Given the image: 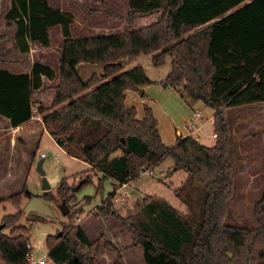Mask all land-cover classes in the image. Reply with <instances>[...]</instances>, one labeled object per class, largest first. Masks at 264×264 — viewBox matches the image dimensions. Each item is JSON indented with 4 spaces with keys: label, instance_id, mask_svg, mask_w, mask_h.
Wrapping results in <instances>:
<instances>
[{
    "label": "trees",
    "instance_id": "obj_1",
    "mask_svg": "<svg viewBox=\"0 0 264 264\" xmlns=\"http://www.w3.org/2000/svg\"><path fill=\"white\" fill-rule=\"evenodd\" d=\"M155 12H160L156 22L132 27L138 15ZM4 17L7 27L15 25V43L22 53L30 52L32 42L50 48L53 28L61 27L65 40L58 71L42 62L18 74L0 67V115L14 127L28 121L39 102L36 94L51 88L43 77L58 79L52 88L55 109L42 104L37 109L57 144L91 166L75 175L78 188L99 177L96 194L84 197L87 203L103 193L106 179L113 181V191L91 212L94 216L118 220L134 245L143 248L146 264H264V192L255 207L257 228L225 221L234 190L226 109L264 103V0H129L127 15L120 17L126 22L123 32L83 38L72 36L74 14L52 8L49 0H12ZM142 54L152 55L155 66L170 57L172 67L163 82L216 110L214 146L181 134L169 146L150 105H144L142 118L136 107L126 105L127 90L142 91L156 83L142 66L124 70L120 62ZM84 62L103 63V73L83 80L77 65ZM166 157L187 173L174 188L186 212L146 195L123 215L115 206L116 189ZM68 179H61L56 194L48 190L42 196L61 198L68 206L75 203ZM25 188L7 199L19 206ZM22 215L19 210L3 217V228H11L10 233L0 229L3 264H27L29 228L20 224ZM69 229L47 237L54 263L99 264L98 256L85 250L99 240H91L81 224L74 226V235ZM105 247L118 252L113 264H124L114 244L107 241Z\"/></svg>",
    "mask_w": 264,
    "mask_h": 264
},
{
    "label": "rangeland",
    "instance_id": "obj_2",
    "mask_svg": "<svg viewBox=\"0 0 264 264\" xmlns=\"http://www.w3.org/2000/svg\"><path fill=\"white\" fill-rule=\"evenodd\" d=\"M80 1L94 8L102 7V4L106 2V0ZM3 4L8 5L9 0H0V6ZM89 10L91 12L99 11V9ZM107 11L112 12L109 9L103 10L107 15L112 16ZM1 14L2 10L0 9V18L3 17V14ZM122 63L124 70L142 66L149 77L156 79V83L149 86L150 88L148 89L149 91L153 89L154 93L152 95H150V92L143 97L137 95L138 99L130 102L131 99L129 98V103L131 106L136 107L138 116L144 113L145 101L150 103L154 114H158L159 130L166 144L172 145L171 143H175L176 127L185 131V121L191 114V107L196 110L201 108L207 110L208 106L203 105L200 100H193L185 93L182 94L181 89L177 90L163 82L172 67L170 57H167L166 62L160 66L153 64L152 55L150 54H142L135 59H122ZM58 82L55 86L58 85ZM53 84L55 83L53 82ZM53 87L51 86V88ZM40 115L37 114L38 118L34 119L40 120L42 118ZM226 117L231 127L232 144L230 157L233 165L234 190L232 197L228 201V214L225 221L228 224L255 229L258 227L255 207L264 192V103L228 108L226 109ZM213 132L212 120H207L195 137H200L205 142L215 143V138H207V135ZM239 146L245 147L243 153H238ZM26 151L28 153L32 151L31 156L28 155V158H25L24 161L19 156L16 164L18 180L25 183V192L18 206L12 200L7 199V197L19 192L18 189L20 188H17V190L11 188L9 191L0 189V226L3 225L2 220L5 215L15 214L21 210L23 215L20 224H24L29 228L28 236L33 248L34 259L46 258L47 264H55L49 257L47 237L61 234L66 226H70L69 231L74 235L76 232L74 226L81 224L91 240H99L96 246L85 249L90 254L98 256L99 264H113L118 260V252L105 247L107 241L114 244L121 252L124 264H146L143 248L139 245H134L131 234L123 228L118 220L113 217L96 218L91 213L109 192L113 191V181L110 178L104 181L103 193H97L98 195L94 196L89 203L85 201L84 197L96 194V185L99 177L96 176L94 178V183L84 185L80 189L77 188L74 192L78 200L68 206L70 214H64L61 208V198L56 201L42 196L45 191L43 189V176L37 167L38 161L43 157L41 153H46L44 162L46 177L49 176L52 168L58 163L59 168L65 171V175L68 176L69 184L74 188L79 182V176L76 177L75 175L89 169V165L85 161L75 159L57 149L55 140L47 133L39 146L30 144ZM34 151H36V154L33 157ZM56 155L59 157H56ZM5 162L6 157L1 154L0 166L1 164L3 166ZM153 171L152 175H141L139 178L128 182L129 184L136 181L133 185L138 188L135 195L141 199L146 195L161 197L170 201L178 209H185V205L174 194V188L181 184L186 171L176 169L171 157H166L153 168ZM17 185L20 186V182ZM51 190L56 194L55 187L52 186ZM4 196L6 197L5 199L2 198ZM116 197H118V194ZM135 201L130 202L132 206ZM126 203L127 201L122 204L118 200L115 202V206L125 214L127 210ZM10 231V227L3 228L5 233H10ZM115 238H118V241Z\"/></svg>",
    "mask_w": 264,
    "mask_h": 264
},
{
    "label": "crops",
    "instance_id": "obj_3",
    "mask_svg": "<svg viewBox=\"0 0 264 264\" xmlns=\"http://www.w3.org/2000/svg\"><path fill=\"white\" fill-rule=\"evenodd\" d=\"M49 4L54 9H60V10L68 11L74 14V22L71 26V32L74 38H83V37H89V36L121 33L125 29L126 22L120 17L126 16L129 11V0H106V2L102 4V7H99V8L97 7L94 8L93 6L85 4L80 0H49ZM11 5H12V0H9L8 5L3 4L0 6V9L2 10V14H3V17L0 18V64H1L0 67L6 68L9 71L18 74V73L30 72L32 65L35 62H42V63H46L52 66L56 71H58L60 51L63 48V43L65 40L62 34L61 27L57 25L53 28L52 44L50 48L42 47L38 42H32L30 52L22 53L19 51L15 43L16 27L14 24H12L11 27H7V20L4 17L6 12L11 8ZM89 9H99V11L91 12ZM105 9H109L113 13L119 15L120 17L113 16V15L112 16L107 15L105 12H103V10ZM159 16H160V12H155L149 15H138L132 27L134 29H137V28H141L143 26L149 25L151 23H154L158 20ZM120 62L122 63V60H120ZM104 66L105 65L103 63L100 64V63L84 62V63H80L77 65V70L83 80H88L89 78H91V76L94 73L101 75L104 71ZM150 78L156 81V79L152 77ZM43 79H44V84L50 87L55 86L58 82V79L49 80L45 76L43 77ZM53 82L55 84H53ZM153 84L143 87L142 91H135V90H130V89L127 90L126 91V105L131 107L129 103V98L131 99L130 102H132L133 100L138 99L137 95H140L143 97L144 95H146V93L149 94V92H150V95H152L154 93L152 91L153 89H151L150 91L148 89L150 88L149 86H152ZM141 92L143 93L141 94ZM54 94H55V91L52 88H49V89H46L45 91L37 93L35 97L37 98L39 102H37V104L34 105V108H37L39 104H42V105H45L47 108H49L48 109L49 111L54 110L55 108L52 107V100H53ZM201 103L203 105H206L203 101H201ZM145 104L150 105L148 101H145L144 105ZM252 105H258V104H252ZM215 112L216 110L210 106L207 107V110L205 108L196 110L193 107H191V114L189 115V118L185 121V126H186L185 131L177 127L175 128V142H176L177 135L181 134L183 136H193L195 139H197L200 143L204 145L214 146L217 142V137H214L215 130L212 134L207 135L208 139L215 138L216 139L215 143L205 142L201 140L200 137H195V135L197 132L201 131L202 126L207 120H212L213 127H214ZM36 114L38 115L41 114L40 116H42V118L40 120L39 119L35 120L34 118H31L28 121L16 127L11 126L9 123V119L0 115V155L4 154L6 157L5 164L3 166L1 164L0 166V189L2 188L5 191H9L11 190V188H15L16 190L17 188H20L18 189L20 191L24 188L25 183L23 181L18 180V175L16 173V164H17L18 158L19 156H21V160L24 161L25 158H28V155H30L32 152L31 151L28 153L26 151L28 150L29 145L32 144L36 146L37 144V146H39V144L43 140L44 135L46 133L50 135L49 131L46 129L45 124L43 122V114L39 112H37ZM143 115L141 116L139 115L138 117L142 118ZM155 115L157 118L158 114L155 113ZM191 123H195V127H190ZM196 126H198L199 129H197ZM5 139L6 141H4ZM55 143H56L57 149H60L65 154H67L66 151L60 145H58L56 141ZM4 144L5 146H3ZM171 144L174 145L173 143ZM244 150H245L244 146L238 147V153L239 152L243 153ZM42 153H45V152H42ZM57 156L58 155H56V157ZM44 158L46 160V157ZM73 158L84 161L83 159H80V158H76V157H73ZM85 163L87 162L85 161ZM90 167L91 166L89 165V168ZM65 174H66L65 171H62V169L59 168V165L57 163V165L52 168V171L51 173H49V176L47 178L51 186L56 188V186L59 184V182L61 181L63 177H68ZM186 175L187 173L184 174L183 178H185ZM18 182H20V186L17 185ZM135 182L129 183L128 186H126L125 188H121L120 187L121 185H119V187L116 189V191L119 190L117 192L118 195H121L124 190L128 191V196L125 199V202L127 201L126 203L127 210L132 207L130 202L139 199V197L135 195L138 191L137 190L138 188L136 186H133ZM2 198L5 199L6 197L4 196ZM125 202H123L122 204H124ZM178 210L185 213L186 205H185V209L183 210L178 209ZM120 212L122 213V211ZM117 239L118 238H115V240ZM0 263L3 264L1 261Z\"/></svg>",
    "mask_w": 264,
    "mask_h": 264
},
{
    "label": "built area",
    "instance_id": "obj_4",
    "mask_svg": "<svg viewBox=\"0 0 264 264\" xmlns=\"http://www.w3.org/2000/svg\"><path fill=\"white\" fill-rule=\"evenodd\" d=\"M33 112L34 113L32 115V118H38V116L36 114L38 112V109L34 108ZM190 127H195V123H191ZM196 127H197V129H199L198 126H196ZM214 137H217L216 133L214 134ZM42 156L46 157V154L42 153ZM153 173H154L153 168H147V169H144V170L141 171V175H152ZM127 185H128V183H124V184H121L120 187L121 188H125ZM118 191H116L115 200L116 201L119 200L120 203L125 202V199L128 196V191L127 190H124V191L121 190V191H123V193L121 195H118V197H116ZM26 247H27V250H26V253H25V260H26L27 264H46V262H47L46 258L34 259L33 248H32V245H31L30 242L27 243Z\"/></svg>",
    "mask_w": 264,
    "mask_h": 264
},
{
    "label": "water",
    "instance_id": "obj_5",
    "mask_svg": "<svg viewBox=\"0 0 264 264\" xmlns=\"http://www.w3.org/2000/svg\"><path fill=\"white\" fill-rule=\"evenodd\" d=\"M142 93L143 92H141V94ZM44 162H45V158L42 157L38 161L37 167H38V170H39L40 174L43 176V189L45 191H48V190H51L52 186H51V184L49 183V181H48V179L46 177V171L44 169ZM77 188L78 187L73 188V191H75ZM61 208H62V211H63L64 214H68L70 212V208L68 207V205H67L65 200L62 202ZM2 228H3V225L0 226V229H2Z\"/></svg>",
    "mask_w": 264,
    "mask_h": 264
}]
</instances>
